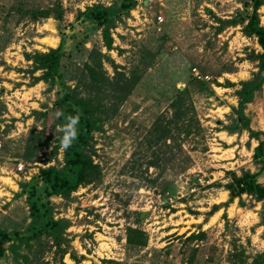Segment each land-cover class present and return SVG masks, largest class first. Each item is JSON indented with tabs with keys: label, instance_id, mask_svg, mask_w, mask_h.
<instances>
[{
	"label": "rangeland",
	"instance_id": "1",
	"mask_svg": "<svg viewBox=\"0 0 264 264\" xmlns=\"http://www.w3.org/2000/svg\"><path fill=\"white\" fill-rule=\"evenodd\" d=\"M56 1L63 6L60 20H31L15 9ZM123 1L130 2L0 0V228L11 238L34 231L21 183L39 168L63 162L62 148L50 154L57 127L42 134L49 146L23 158L30 128L43 124L34 111L52 106L57 94L76 84L93 46L105 54L109 76L113 63L128 74L142 54L147 59L127 98L91 133L100 180L79 186L68 198H49L48 213L68 224L60 246L44 232L38 240L19 244L17 254L7 242L0 264H231L228 254L234 246L244 250V263L250 264L253 253H264L261 202L245 192L230 198L223 187L231 172L260 167L252 156L257 139L239 128L232 107L240 80L258 71L261 48L254 34L241 30L246 18L224 23L247 15L250 0H136L131 9L121 6ZM258 7L264 22V0ZM99 13L113 18L110 50L103 46ZM59 43L65 53L61 77L50 89L34 80L41 71L31 72L28 54ZM184 86L202 126L197 134L181 135L179 148L169 151L172 140L162 144L151 139L150 131L159 114H172L169 102ZM243 109L252 128L264 130V79ZM236 126L237 132H227ZM159 156L161 166H155ZM257 179L264 184V167ZM42 192L33 195L40 200ZM128 226L142 233L144 245L127 241Z\"/></svg>",
	"mask_w": 264,
	"mask_h": 264
},
{
	"label": "trees",
	"instance_id": "2",
	"mask_svg": "<svg viewBox=\"0 0 264 264\" xmlns=\"http://www.w3.org/2000/svg\"><path fill=\"white\" fill-rule=\"evenodd\" d=\"M262 2L263 0H250L252 9L247 15L240 13L237 18L224 20L225 24H239L244 22L246 18L241 30L248 35L254 34L261 50L257 54L258 71L250 78L240 80V86L235 90L237 105L232 107L233 112L236 113L237 121L242 125L239 128H244L250 136H254L257 139L256 144L253 146L252 156L256 162H260V167L257 171L243 169L239 175L231 172L230 180L223 184V187L228 191L230 198L245 192L252 195L256 200H260L261 204L258 211L260 222L263 225L262 237L264 238V184L257 179L264 167V130L252 128L253 126H251L243 109L244 104L252 98L254 91L260 88V82L264 79V22L260 20L258 13V6ZM135 5L136 0H130L128 4L125 1L121 3V6H126L129 9L134 8ZM15 9L22 16H28L31 20L48 17L60 20L64 13L60 1H56L52 6H29L25 10L16 7ZM96 17L101 29L103 46L110 50L113 48V37L111 34V28L114 26L113 18L105 13H99ZM162 37L164 39L165 35H162ZM144 53L146 56H152L148 50ZM64 54L61 43L56 47H49L45 52L35 50L28 54L29 60L32 61L31 72L35 70L41 71L39 75L34 76V80H43L52 89L56 79L61 77L59 68ZM87 56L79 76L76 78V84L68 88L64 94H57L58 97L54 100L52 106L34 111L35 119L42 118L43 124L39 130L35 126L30 128L23 152L25 160H29L33 153L36 154L49 146L50 141L48 138L43 137V132L49 127L65 124L68 116L77 114L80 116V122L77 126L78 139L71 147L63 149L60 139L62 133H59L56 144L51 146L50 154L56 156L58 149L62 148V164L60 166L49 165L39 168L38 173L34 174L30 181L21 183V190L27 191V201L29 202L31 215L30 227L34 231L30 235L21 236L17 234L14 238H11L7 231L0 228V255L5 252L7 242L9 243L8 249L17 254L19 244L25 241L28 243L29 240L34 238L38 240L43 232L51 237L55 246L59 247L63 239L61 234L68 224L66 220L54 219L48 213L50 209L48 207L49 198L53 195L68 198L79 186L93 184L100 180V169L92 159L91 133L111 113H115L118 105L127 98L134 85L142 77L147 65V59L144 60V54H142L138 64H135L128 74L120 71L119 66L113 63L114 73L109 76L103 65L105 54L101 52V49L93 46L89 49ZM226 83L229 82L227 81ZM169 105L172 114H159L153 121L150 135L151 139L161 141L162 144L166 143L167 138H170L174 145L167 144V146L169 151H171L173 146L179 148V140L182 139L181 135L186 137L190 134H197L201 130L202 125L194 108L190 91L186 86L176 90V94L170 100ZM58 112L62 113V115L58 116ZM46 121H50V123L46 124ZM227 132L229 134L237 132V126L235 130H227ZM161 160L162 158L159 156L152 163L155 166H161ZM39 189L43 191L41 194L43 196H39L40 200H37L33 194ZM42 197L45 198L44 205L41 204ZM126 232L127 241L131 245L145 244L140 231L137 232V230L128 226ZM231 250L228 254L229 262L231 264H245L246 254L244 250L236 249L235 246ZM263 256L264 253L262 251H256L251 256L250 264L262 263Z\"/></svg>",
	"mask_w": 264,
	"mask_h": 264
},
{
	"label": "clouds",
	"instance_id": "3",
	"mask_svg": "<svg viewBox=\"0 0 264 264\" xmlns=\"http://www.w3.org/2000/svg\"><path fill=\"white\" fill-rule=\"evenodd\" d=\"M57 115H62V113H57ZM80 122L79 114L75 116L66 117V123L57 126V132L62 133L61 136V147L67 149L72 146V144L78 139V124Z\"/></svg>",
	"mask_w": 264,
	"mask_h": 264
},
{
	"label": "built area",
	"instance_id": "4",
	"mask_svg": "<svg viewBox=\"0 0 264 264\" xmlns=\"http://www.w3.org/2000/svg\"><path fill=\"white\" fill-rule=\"evenodd\" d=\"M159 18H160V17H159ZM160 19H161V18H160ZM195 74H197V73L195 72ZM22 168H23V164H22V163H19L18 166H17V170H18V171H21Z\"/></svg>",
	"mask_w": 264,
	"mask_h": 264
}]
</instances>
